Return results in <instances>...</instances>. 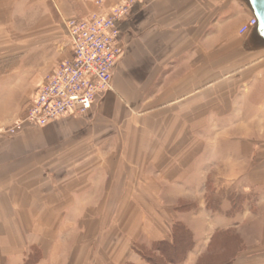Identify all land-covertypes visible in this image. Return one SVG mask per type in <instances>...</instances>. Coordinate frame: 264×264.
<instances>
[{
  "label": "crops",
  "instance_id": "obj_1",
  "mask_svg": "<svg viewBox=\"0 0 264 264\" xmlns=\"http://www.w3.org/2000/svg\"><path fill=\"white\" fill-rule=\"evenodd\" d=\"M120 1L51 0L50 40H20L4 62L1 84L32 72L35 90L24 106L0 95V264H147L135 244L171 241L178 221L194 235L180 264L218 230L263 237L264 47L240 32L254 17L242 0H140L119 24L112 89L86 114L3 128L71 56L66 21Z\"/></svg>",
  "mask_w": 264,
  "mask_h": 264
},
{
  "label": "built area",
  "instance_id": "obj_2",
  "mask_svg": "<svg viewBox=\"0 0 264 264\" xmlns=\"http://www.w3.org/2000/svg\"><path fill=\"white\" fill-rule=\"evenodd\" d=\"M139 2L121 0L108 13L93 12L81 19L67 20L71 56L46 77L25 116L7 133L18 134L27 124L45 126L64 115H84L99 94L111 90L113 72L123 55L118 42L119 24L131 16ZM255 24L252 17L240 32H249Z\"/></svg>",
  "mask_w": 264,
  "mask_h": 264
},
{
  "label": "rangeland",
  "instance_id": "obj_3",
  "mask_svg": "<svg viewBox=\"0 0 264 264\" xmlns=\"http://www.w3.org/2000/svg\"><path fill=\"white\" fill-rule=\"evenodd\" d=\"M51 16H55V8L51 0H0V74L4 75L7 72V69H4L8 66L7 64L18 57V53L14 48L18 47L20 40L23 41L26 39L27 48L29 49L36 43H45L47 38L43 36H45L44 34L47 30L50 31V34H54L55 27L51 22ZM251 21L252 17L247 21V24H250ZM4 62H7V64L4 65ZM39 69L43 71L45 67H42L41 64ZM28 71H30V69H28ZM33 76L32 72L28 73L27 84L20 83L10 88H8V86L6 87V84H1V82L0 95L2 97L5 96V102L10 103L12 107L26 103L35 90L32 83ZM15 124L16 122H11L9 125L5 124L6 126H3V128H7V131ZM245 199L246 197L241 198L240 202H243ZM189 203V201L183 200L179 202V207L186 209L189 207ZM176 224L184 223L178 221L174 226ZM190 233H188L189 239ZM217 233L220 235L217 236L219 242H216V244L211 247L210 251L208 249L201 254L198 258V260H202L201 262L222 264L230 257V260H233L231 264H235L237 259L242 260L238 264H264V232L263 237L258 241H255L256 237L251 229L242 230L239 228H232L228 229V231L218 230L215 234ZM246 241L254 242H252V245H249V243L246 244ZM158 242L152 244L136 243V254L141 257L142 260L146 261L141 253L145 256L150 255L151 252H154L152 248L155 244L156 247L153 249L157 251ZM185 259L182 262H184ZM146 263L149 264L147 261Z\"/></svg>",
  "mask_w": 264,
  "mask_h": 264
},
{
  "label": "trees",
  "instance_id": "obj_4",
  "mask_svg": "<svg viewBox=\"0 0 264 264\" xmlns=\"http://www.w3.org/2000/svg\"><path fill=\"white\" fill-rule=\"evenodd\" d=\"M236 198H235V202L238 203L240 199L243 198V196H237ZM214 199L216 200L218 198H214ZM188 233H190V230L184 224H176L173 228L171 241L169 240L159 241L158 246L156 248L157 251L153 249L156 247V244H155V246H153L152 248L154 252H151L150 255L145 256L143 255V253L141 254L149 264H179V263H182V261L186 258L187 252L192 248L194 244L192 232L190 233V239H189ZM217 236H220V235L217 233L213 236L210 242L209 248H208L209 251L211 247L216 244V242L217 243L219 242ZM201 261L202 260L199 259L197 264H216L212 262L203 263ZM232 261L230 260V257H229L222 264H231ZM25 264H29V262H26Z\"/></svg>",
  "mask_w": 264,
  "mask_h": 264
},
{
  "label": "water",
  "instance_id": "obj_5",
  "mask_svg": "<svg viewBox=\"0 0 264 264\" xmlns=\"http://www.w3.org/2000/svg\"><path fill=\"white\" fill-rule=\"evenodd\" d=\"M253 13L256 24L251 29L250 44L264 47V0H242Z\"/></svg>",
  "mask_w": 264,
  "mask_h": 264
}]
</instances>
